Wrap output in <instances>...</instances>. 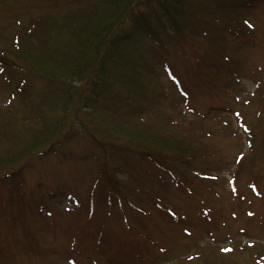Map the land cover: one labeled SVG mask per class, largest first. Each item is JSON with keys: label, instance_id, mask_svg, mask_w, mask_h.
<instances>
[{"label": "rangeland", "instance_id": "rangeland-1", "mask_svg": "<svg viewBox=\"0 0 264 264\" xmlns=\"http://www.w3.org/2000/svg\"><path fill=\"white\" fill-rule=\"evenodd\" d=\"M90 1L0 0V48ZM122 21L71 93L0 65V264H264V0Z\"/></svg>", "mask_w": 264, "mask_h": 264}, {"label": "trees", "instance_id": "trees-1", "mask_svg": "<svg viewBox=\"0 0 264 264\" xmlns=\"http://www.w3.org/2000/svg\"><path fill=\"white\" fill-rule=\"evenodd\" d=\"M173 1L176 3L178 0ZM134 2L135 0H91L89 5L73 13L65 14L63 18L55 19L59 21H52L54 23L51 30L54 36L51 31L42 30L44 20L34 17L29 25L20 27L18 30L20 36L15 38L11 49L7 46L0 48V65L23 70L28 76L41 78L54 89L68 93L76 81H82L93 74L96 63L99 61L105 63V60L111 57L110 47L119 41L118 27L124 21H122L123 16L134 5ZM169 8H166V11L171 13ZM74 20L76 24L72 29L69 26ZM151 34H154L152 30ZM61 35L73 45H71V50L61 56L62 59H58L54 55L53 47L59 44L55 43L51 48L45 45L51 40L56 41L61 38ZM23 39L26 44L22 45L21 40ZM30 42L36 43L35 47L33 45L30 48V50H35L32 52L33 57L27 56L26 49ZM72 52L75 56L71 61H64L67 57L71 58ZM51 60L55 63L52 66ZM131 80L134 83L138 82L136 78H131ZM18 90L21 89L18 88ZM249 135L251 136L252 133L249 132ZM146 156L157 164L164 165L159 157L152 154H146Z\"/></svg>", "mask_w": 264, "mask_h": 264}, {"label": "snow or ice", "instance_id": "snow-or-ice-1", "mask_svg": "<svg viewBox=\"0 0 264 264\" xmlns=\"http://www.w3.org/2000/svg\"><path fill=\"white\" fill-rule=\"evenodd\" d=\"M229 183H231V181H229ZM185 231H187V229H185Z\"/></svg>", "mask_w": 264, "mask_h": 264}]
</instances>
